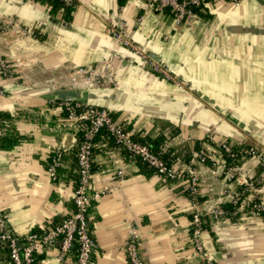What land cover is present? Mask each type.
Returning <instances> with one entry per match:
<instances>
[{
  "label": "crops",
  "instance_id": "obj_1",
  "mask_svg": "<svg viewBox=\"0 0 264 264\" xmlns=\"http://www.w3.org/2000/svg\"><path fill=\"white\" fill-rule=\"evenodd\" d=\"M73 4L66 22L53 20L37 1L0 0V57L10 68L0 73V112L9 115L0 118V210L18 237L48 229L73 210L79 136L60 126L63 111L37 89L85 88L78 78L72 86L78 67L100 69L113 61L115 72H101L103 84L87 87L88 102L107 107L134 139L157 140L179 165L194 161L201 149L215 154L213 141L222 138L264 150V0H204L188 26L174 25L168 10L157 12L147 0ZM8 21L14 25L6 28ZM120 22L181 88L116 42L110 28ZM57 148L63 157L51 180L47 167ZM239 166L252 187L233 178L213 181L199 167L202 210L217 202L230 206L220 194L226 188L264 198L261 168L252 159ZM105 187L109 192L89 210L94 264H129L130 225L138 229L148 264H205L189 245L185 186L157 177L101 133L89 189ZM235 211L219 225L204 218V256L213 264H264V218ZM36 254L37 264H75V248L61 260L56 249ZM6 262L0 252V264Z\"/></svg>",
  "mask_w": 264,
  "mask_h": 264
},
{
  "label": "built area",
  "instance_id": "obj_2",
  "mask_svg": "<svg viewBox=\"0 0 264 264\" xmlns=\"http://www.w3.org/2000/svg\"><path fill=\"white\" fill-rule=\"evenodd\" d=\"M64 5L73 4V0H59ZM204 0H147L153 10L161 12L168 10L176 26H188L195 20V8H198ZM237 2L238 0H229ZM5 27L11 25V21L4 22ZM14 25V23H12ZM111 36L116 42L136 54L150 70L160 77L170 81L181 88V83L175 75L170 73L159 62L149 58L148 53L138 46L131 37L124 22L119 25L112 24ZM8 62L0 57V73L9 74ZM113 61L102 64L100 69L96 66H82L73 70V85L76 86V78L85 88L100 86L104 82L102 73L112 75L115 71ZM102 72V73H101ZM74 88V87H73ZM63 111L59 124L67 131L79 136L76 150V162L78 167L77 184L74 188V209L59 224L42 230L40 234L28 233L23 243L19 237L9 228L5 214L0 210V241L9 249V257L12 264H34L35 254L51 249L57 250L56 258L61 260L67 256L72 248H75V264H94L92 254L96 247L94 233L89 226L88 209L102 196L109 192L105 187L101 190H90L93 148L95 138L103 133L106 138H112L114 143L123 148L130 158L138 159L153 170V174L168 182L180 183L185 186L184 191L190 204L189 216V245L193 254L204 260L205 264H213L204 256L201 232L207 215L211 222L219 225L235 214L236 207L243 209L245 213L260 215L264 212V198H255L243 192L231 191L228 188L220 191L226 197V202L232 206V210L221 206L220 202L209 205L202 210L200 208V174L199 167H203L209 178L213 181L229 180L231 178L239 184L251 186L238 172L240 164L247 159H252L264 172V150L254 144H233L226 139L213 141L215 154H209L206 150H199L194 155V161L189 164L179 165L178 160L168 163L160 157V152H154L150 147L133 138L132 134L124 128L123 124L115 119L107 107H100L88 101L54 100ZM62 148H57L47 167L51 180L56 179V169L62 162ZM209 161V163H208ZM240 163V164H239ZM122 169L116 172L119 179L123 178ZM243 195V196H242ZM124 252L129 264H148L143 256L139 242L138 229L130 225L127 239L124 244Z\"/></svg>",
  "mask_w": 264,
  "mask_h": 264
},
{
  "label": "trees",
  "instance_id": "obj_3",
  "mask_svg": "<svg viewBox=\"0 0 264 264\" xmlns=\"http://www.w3.org/2000/svg\"><path fill=\"white\" fill-rule=\"evenodd\" d=\"M34 1H37V2H39L41 4H43L46 7L47 12L51 15V17H52L53 20L54 19H56L57 21L64 20L66 22H69L71 20V16H72L71 14H72V12L74 11V8H75V5L74 4H71V5H67L66 6V5H64L59 0H34ZM2 117L3 118H8L9 115L6 114V113L0 112V118H2ZM136 140H138V139H136ZM108 141H111V142L114 143V141H113L112 138H108ZM138 141L147 144L152 151H154V152H160V157L163 160H165L166 162H168V163L172 162L175 159V158H168L169 152L168 153L167 152L165 153L164 151H162L161 149L158 148V144L159 143L157 142V140H153L152 142H150L147 139H139ZM2 146H7V145L3 144ZM119 148H121V147H119ZM121 149L124 150L123 148H121ZM76 150H77V148H76ZM76 150H75V156H76ZM126 154L128 155L127 152H126ZM53 155H54V153H53ZM53 155L51 156V159H52ZM62 157H63V154H62ZM51 159H50V162H51ZM76 164H77V162H76ZM141 164H143L144 167L146 166L147 168H149L152 171V173H153V170L150 167H148L145 163L141 162ZM58 168L59 167H57V169ZM57 169H56V176H57ZM92 170H93V166H92ZM77 178H78V167H77V176H76V180H75V187H76V184H77ZM73 209H74V204H73ZM226 209L228 211H231L233 208H232V206H228V207H226ZM89 210H90V207L88 209V217H89ZM260 215L264 218V212H261ZM206 216L207 215H205V214L202 216L203 220H204V218ZM60 222L54 223V225H52V226H55V225L59 224ZM203 225H204V223H203ZM89 226H90V224H89ZM31 232L32 233L40 234L42 232V230L38 229V230H35V231H31ZM19 240H20L21 243H23L24 240H25V236L19 237ZM0 252H4V255H5L6 260H7L6 264H12V262L10 260V257H9V249H8L7 245L5 243L1 242V241H0ZM37 257H38L37 254H35L34 264H37Z\"/></svg>",
  "mask_w": 264,
  "mask_h": 264
},
{
  "label": "water",
  "instance_id": "obj_4",
  "mask_svg": "<svg viewBox=\"0 0 264 264\" xmlns=\"http://www.w3.org/2000/svg\"><path fill=\"white\" fill-rule=\"evenodd\" d=\"M150 55V54H149ZM152 60L158 62L157 58L150 56ZM90 88H76V89H66V88H54V87H45L42 89H37L40 94L47 98L54 100H78V101H88L87 100V91Z\"/></svg>",
  "mask_w": 264,
  "mask_h": 264
},
{
  "label": "rangeland",
  "instance_id": "obj_5",
  "mask_svg": "<svg viewBox=\"0 0 264 264\" xmlns=\"http://www.w3.org/2000/svg\"><path fill=\"white\" fill-rule=\"evenodd\" d=\"M11 24H12V22H11ZM9 26H10V25H9ZM7 27H8V26H7ZM7 27H6V28H7ZM254 145H255V144H254ZM255 146H257V145H255ZM257 147L260 148L259 146H257ZM261 149H262V148H261ZM262 150H263V149H262Z\"/></svg>",
  "mask_w": 264,
  "mask_h": 264
}]
</instances>
